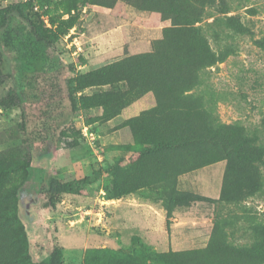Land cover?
I'll use <instances>...</instances> for the list:
<instances>
[{
  "label": "rangeland",
  "instance_id": "374dc122",
  "mask_svg": "<svg viewBox=\"0 0 264 264\" xmlns=\"http://www.w3.org/2000/svg\"><path fill=\"white\" fill-rule=\"evenodd\" d=\"M17 2L0 0V7ZM34 5L49 28L73 24L54 50L69 67L68 78L112 64L130 73L146 62L158 67L159 90L157 96L128 92L125 83L88 89L85 95L123 93L122 114L93 122L101 109L78 112L64 129L72 136L86 127L93 138L77 134V146H69L71 137L57 146L56 132L31 149L14 99L11 63L0 51V169L13 170L0 184V264H26L21 230L12 218L17 186L36 260L46 258L38 242L44 253L60 247L64 264H83L90 250L127 251L138 240L171 263L264 264V0H34ZM206 44L216 61L211 67ZM204 65L217 121L230 127L234 140L258 137L253 145L261 160L250 166L235 156L224 159L215 148L190 145L152 153L137 164L133 157L152 139L134 138L132 125L125 124L159 100L179 112L180 122L199 124L201 100L185 90ZM162 68L182 72L168 79ZM185 106L195 110L185 114ZM30 157V177L22 183V165ZM113 168L119 176L137 173L146 186L109 200L104 186ZM51 170L61 181L75 182V191L60 196L54 208L41 194Z\"/></svg>",
  "mask_w": 264,
  "mask_h": 264
},
{
  "label": "trees",
  "instance_id": "16d2710c",
  "mask_svg": "<svg viewBox=\"0 0 264 264\" xmlns=\"http://www.w3.org/2000/svg\"><path fill=\"white\" fill-rule=\"evenodd\" d=\"M34 0H19L17 3H9L0 7V51L10 60L12 78L15 83L14 99L22 111V127L27 135V140L32 147H37V142L44 136L60 132V136L54 138L59 146L63 138L73 139L70 147L78 145V138L82 132L73 133V137L66 132V127L72 116L78 112H88L92 109H101L102 114L93 122L110 121L120 116L126 106L125 95L121 92H99L85 95L84 92L92 88L105 86H117L125 83L128 92L141 94L153 92L157 94L158 80L156 71L158 67L144 62L137 71H129L122 64H112L104 68L78 74L68 78L69 67L56 55L55 47L61 39L67 35L73 24H60L53 28L47 27L34 13ZM205 53L208 58L207 66L215 65L216 61L207 44ZM149 60V57L147 56ZM200 66L195 71L194 80L189 83L186 92L194 91V100H201L199 105L204 113L202 121L197 125L189 122H180L178 113L173 107L165 106L158 101L157 107L145 112L142 116L128 121L125 124L131 127L134 138L141 140L144 136L152 139L148 147H144L136 158L137 164H143L146 156L158 153L161 150L186 148L190 145H202L208 149L215 148L222 154L224 159L235 156L240 160H246L250 166L257 160H261L260 149L253 145L258 143L255 135H240L236 140L228 135L230 127L221 125L217 121L215 103L209 98L212 92L208 84L205 68ZM72 71V69H70ZM182 72L170 74L168 69L162 68L165 78L174 77ZM167 79V80H168ZM157 96V95H156ZM182 112L188 114L195 107L185 106ZM182 123V124H181ZM154 131V132H153ZM171 134L180 138L173 142ZM75 136V137H74ZM43 143V141H41ZM144 143V142H142ZM146 144V143H144ZM258 157H255L257 156ZM264 153H262L263 155ZM32 157L23 163V182L30 177ZM133 164V163H132ZM229 170L232 161L228 163ZM10 167L0 169V184L12 174ZM88 180L87 178L84 179ZM75 182H63L52 174V170L41 187V194L46 197V206L54 208L59 197L75 191ZM146 186L145 180L139 178L136 173L119 176L113 168L111 177L105 182L104 192L109 200H120ZM19 186L14 187L12 194L14 211L12 218L18 223L21 236L25 244L24 261L26 264H64V255L60 247H54L45 252V246L40 242L39 254L46 258L36 260L31 252V236L26 223L22 220L19 212ZM186 200L179 198L177 201ZM139 254L137 256L136 254ZM135 255V256H134ZM83 264H181L170 262L167 255L154 254L143 243L135 240L131 247L126 250L96 249L87 252Z\"/></svg>",
  "mask_w": 264,
  "mask_h": 264
},
{
  "label": "built area",
  "instance_id": "2783aa9c",
  "mask_svg": "<svg viewBox=\"0 0 264 264\" xmlns=\"http://www.w3.org/2000/svg\"><path fill=\"white\" fill-rule=\"evenodd\" d=\"M82 133L86 137H92L93 138V134L90 131H88V128H86V127L84 129H82Z\"/></svg>",
  "mask_w": 264,
  "mask_h": 264
}]
</instances>
